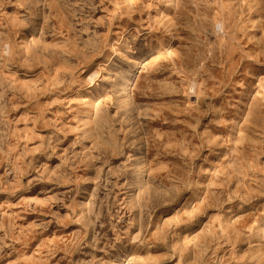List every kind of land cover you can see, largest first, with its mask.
<instances>
[{"label":"rangeland","instance_id":"374dc122","mask_svg":"<svg viewBox=\"0 0 264 264\" xmlns=\"http://www.w3.org/2000/svg\"><path fill=\"white\" fill-rule=\"evenodd\" d=\"M0 264H264V0H0Z\"/></svg>","mask_w":264,"mask_h":264},{"label":"bare ground","instance_id":"6f19581e","mask_svg":"<svg viewBox=\"0 0 264 264\" xmlns=\"http://www.w3.org/2000/svg\"><path fill=\"white\" fill-rule=\"evenodd\" d=\"M92 77H93V73H92V74H90V76H89V79H92Z\"/></svg>","mask_w":264,"mask_h":264}]
</instances>
